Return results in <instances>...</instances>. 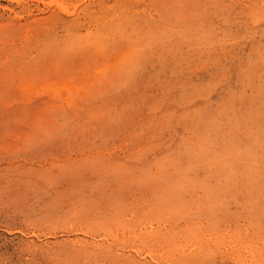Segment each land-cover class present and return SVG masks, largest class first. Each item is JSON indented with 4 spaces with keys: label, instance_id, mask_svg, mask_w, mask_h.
I'll return each instance as SVG.
<instances>
[{
    "label": "rangeland",
    "instance_id": "1",
    "mask_svg": "<svg viewBox=\"0 0 264 264\" xmlns=\"http://www.w3.org/2000/svg\"><path fill=\"white\" fill-rule=\"evenodd\" d=\"M0 264H264V0H0Z\"/></svg>",
    "mask_w": 264,
    "mask_h": 264
}]
</instances>
